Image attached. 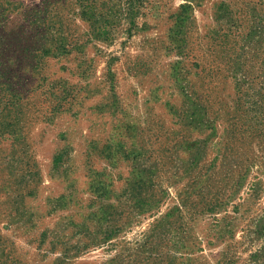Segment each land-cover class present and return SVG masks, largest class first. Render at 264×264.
<instances>
[{
    "label": "rangeland",
    "instance_id": "rangeland-1",
    "mask_svg": "<svg viewBox=\"0 0 264 264\" xmlns=\"http://www.w3.org/2000/svg\"><path fill=\"white\" fill-rule=\"evenodd\" d=\"M0 264H264V0H0Z\"/></svg>",
    "mask_w": 264,
    "mask_h": 264
}]
</instances>
